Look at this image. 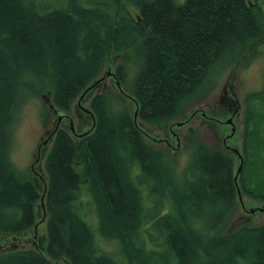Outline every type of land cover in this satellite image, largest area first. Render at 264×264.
Instances as JSON below:
<instances>
[{
    "label": "trees",
    "instance_id": "1",
    "mask_svg": "<svg viewBox=\"0 0 264 264\" xmlns=\"http://www.w3.org/2000/svg\"><path fill=\"white\" fill-rule=\"evenodd\" d=\"M128 1L135 15L123 0H0V242L38 224L36 247L0 251V264H264V222L229 228L237 207L247 222L264 218V81L244 100L237 178L242 199L259 205L239 203L233 153L196 144L178 177L125 100L104 92L90 99L89 135L55 132L44 212L42 189L11 162L22 104L45 96L69 113L115 53L134 51V78L123 65L115 77L129 84L137 117L162 124L235 61L264 57V0Z\"/></svg>",
    "mask_w": 264,
    "mask_h": 264
},
{
    "label": "rangeland",
    "instance_id": "2",
    "mask_svg": "<svg viewBox=\"0 0 264 264\" xmlns=\"http://www.w3.org/2000/svg\"><path fill=\"white\" fill-rule=\"evenodd\" d=\"M183 0H181L182 2ZM125 6L129 10L132 15H135V9L130 5L128 0H123ZM262 11L264 13V5H261ZM134 51L127 50L122 51L120 53H115L113 55V60L109 61L104 65L103 72H107L108 68L111 67V63L113 62L114 66L123 65L127 67L124 72L127 70V78L133 79L135 74V64L133 61ZM111 60V59H110ZM122 71V73H124ZM233 78L232 85L234 92L236 94V98L240 101V110H241V120L238 123L240 126L238 139L236 141L237 146L241 148L242 138L241 133H243V119H244V100L245 97L252 93H257L262 89L263 78H264V57L258 56L250 63L245 64L244 59L239 61H235L234 64L230 65L221 73V77L215 82L212 88L208 91L207 95H204L200 98V96L193 100L188 105H184L181 111L178 113L176 117L173 119L162 123H144L136 120L137 123H141L142 127L147 129L148 133L155 138L167 139L166 135L170 130H176L177 135L179 137L178 144L180 148L176 149V151L169 149L167 146L162 144H157L154 142V149H159L165 152V154L173 158L176 163V174L180 177L182 171L185 169L188 161L190 160V155L192 153L193 148H195L196 144H203L208 150H222L215 139L216 136L213 135V131L207 127L206 124H203L202 119L199 116H191L188 119H185L190 113L196 109H203L205 111H210L209 109L217 104L219 100V96L222 94V88L227 82V77ZM123 89L131 94V89L129 84H122ZM98 92L106 93L110 98L117 99L121 95L116 90L115 86L109 81L103 83L96 87L92 95ZM120 95V96H119ZM124 99V98H123ZM30 102V103H29ZM128 110H131V105L128 104ZM46 104V103H45ZM41 99H36L34 103L31 101L22 104L20 108V112L16 115L15 125L12 131V139L10 143V159L14 164L16 169L20 172H27L28 166L31 161L34 160L36 156V148L38 143L41 141V138L44 136L45 132L51 128V123L53 121L52 114L49 113L48 119L44 123L42 121V112L47 111L46 105ZM80 105L81 107L87 109L88 102L79 101L78 104H75L71 107V111L68 116L72 118L73 125L77 122V110L76 107ZM133 109V108H132ZM179 124L180 128L173 127ZM168 140V139H167ZM46 153H44L45 155ZM43 153L41 154L42 157ZM174 166V164H172ZM132 171V168H131ZM134 173L137 174V169L133 168ZM40 172L43 174L42 169L40 168ZM245 202H249L250 204H256L259 201L250 200L249 198H244ZM242 215L249 216L247 213L242 211L240 207H237L235 216L230 222L229 228L234 230L242 224H261L264 222V218L260 219L261 216H255L253 219L247 222L245 219H241ZM44 228V227H43ZM42 230V229H41ZM42 233L44 231L42 230ZM32 245V244H31ZM30 244L26 245L25 248L31 246ZM18 247V246H16ZM16 247L8 248L5 250H1V252H7L10 250H16ZM21 247V246H19Z\"/></svg>",
    "mask_w": 264,
    "mask_h": 264
},
{
    "label": "water",
    "instance_id": "3",
    "mask_svg": "<svg viewBox=\"0 0 264 264\" xmlns=\"http://www.w3.org/2000/svg\"><path fill=\"white\" fill-rule=\"evenodd\" d=\"M107 75H111L112 76V73L110 72V69L108 70V73ZM114 78V77H113ZM101 79L95 81L92 85H90L82 94L81 96L79 97V100H81L84 96L85 93H87L90 89L93 88L94 85H97L98 82L100 81ZM232 81H233V78H230L226 84L224 85L223 87V94L220 96V100L219 102L222 103V104H228L230 108H232V114L231 115V118L234 116V118L237 117L238 113H239V103H238V100L235 96V93H234V89H233V85H232ZM116 84V87L119 88V84L118 82L116 81L115 82ZM220 106V105H219ZM48 107L49 109L52 111V113L54 115H57L58 114V110L54 108L53 104H51L50 102L48 103ZM82 108V107H81ZM83 112L87 113V110H85L84 108H82ZM199 112L200 116H202L203 118L205 117H209V116H206L203 112L201 111H195V112H192L190 116H188L186 119L190 118L191 116H193L195 113ZM134 116H136V111L134 113ZM61 120V116H58L57 117V123L53 124V128L51 130H49L45 135H44V139H42L38 145H37V148H36V159L34 160V164L38 163L39 160H40V156H41V153H40V148L41 146H44L46 145L53 137L54 133L56 132V130L58 129L59 127V124L58 122ZM94 122V119L92 120ZM228 123H231L228 122ZM93 125V124H92ZM179 125V124H178ZM72 130V129H71ZM234 127H232L230 129V135H228V137L230 138L234 132ZM87 132L84 133V135H86ZM234 153L239 157L240 159V163H239V166L234 174V182H235V186H236V191H237V194L239 196V201H241L240 199V191H239V187L237 185V176L239 174V171H240V168H241V165H242V156L239 154V152L237 150L234 149ZM32 167V166H31ZM33 168V167H32ZM32 171V169H31ZM33 173V172H32ZM38 178V181L42 183V186L40 189H42V192H41V197H40V204H39V207L43 210L44 212V205H43V198H44V195H45V191H46V183H45V178L42 174H38L37 176ZM264 208V207H263ZM263 208H259V210H263ZM252 211V210H250ZM43 220H41L42 222ZM37 229H38V224L34 225L33 227V230L31 231L32 233V238L33 240L36 239V235H37ZM26 234L24 235H21V236H18V237H9V238H3L2 241L0 242V249L7 245H12L11 247H16V246H25V244H28L30 243V238H26L25 237ZM32 240V245H36L35 242ZM24 243V244H23ZM36 247V246H35ZM17 248V247H16Z\"/></svg>",
    "mask_w": 264,
    "mask_h": 264
},
{
    "label": "flooded vegetation",
    "instance_id": "4",
    "mask_svg": "<svg viewBox=\"0 0 264 264\" xmlns=\"http://www.w3.org/2000/svg\"><path fill=\"white\" fill-rule=\"evenodd\" d=\"M219 108L212 112V118L208 121V124L213 129V134L216 136L218 141L222 146H227L228 142L226 141L225 137L228 136V132H230L231 129V123H228L231 121V115L232 114V108L229 107L228 104H222L219 102ZM238 118H234V121L237 122ZM90 123L87 118L81 114L78 115L77 123L75 127L74 134H79L82 129L86 128L88 124ZM61 125L67 126L70 128L71 121L69 119H62L60 121ZM216 124L218 126H216ZM168 137L171 140V142L176 146L177 143V134H173V132L169 129L168 131ZM234 136L230 139V142L234 144ZM172 146V145H171Z\"/></svg>",
    "mask_w": 264,
    "mask_h": 264
},
{
    "label": "bare ground",
    "instance_id": "5",
    "mask_svg": "<svg viewBox=\"0 0 264 264\" xmlns=\"http://www.w3.org/2000/svg\"><path fill=\"white\" fill-rule=\"evenodd\" d=\"M75 104H77V103L74 102L72 106H74ZM76 108H78V107H76ZM79 110H82V108H79ZM83 115L87 118V120H89V118L87 117V115H86L84 112H83ZM170 144H171L173 147L175 146V145L171 142V140H170ZM32 172H33L35 178H37V176H38V174H39V169L37 168L36 165L32 168ZM144 176L146 177V173H145V172H144ZM139 185H140V186H143V187H142V190H145L146 187H144V186H145L144 183H140ZM23 244H24V243H23Z\"/></svg>",
    "mask_w": 264,
    "mask_h": 264
}]
</instances>
